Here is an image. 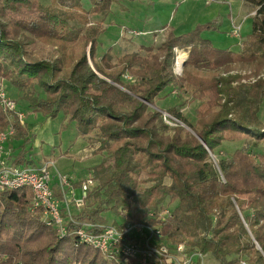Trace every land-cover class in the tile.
Masks as SVG:
<instances>
[{
    "label": "trees",
    "instance_id": "obj_1",
    "mask_svg": "<svg viewBox=\"0 0 264 264\" xmlns=\"http://www.w3.org/2000/svg\"><path fill=\"white\" fill-rule=\"evenodd\" d=\"M120 1L90 0L86 9L83 0H51L39 3L38 17L10 24L0 17V77L26 102L17 104L19 111L63 115L88 142L100 144L96 154L107 153L89 169L96 184L84 206L70 216L62 210L64 237L42 209L32 211L31 189L0 188V264H138L109 258L75 234L86 225L101 231L130 221L157 229L158 246L184 244L216 264H264V79L234 86L241 77L225 76L234 68L264 74V0H243L255 15L239 52L214 47L203 26L182 35L167 27L158 45L117 59L110 47L99 57L106 28L92 25L91 15L104 20ZM0 5L20 14L31 11L33 0ZM34 43L53 48L55 58L32 60ZM175 48L190 54L182 75L175 73ZM174 91L186 97L182 107L188 98L203 103L195 123L179 106L159 108ZM9 124L0 104V132ZM26 125L13 116L7 144L14 167H36L23 144L11 143L28 141ZM73 184L81 187L80 180ZM52 189L60 198L55 182ZM107 213L123 221L110 223Z\"/></svg>",
    "mask_w": 264,
    "mask_h": 264
},
{
    "label": "rangeland",
    "instance_id": "obj_2",
    "mask_svg": "<svg viewBox=\"0 0 264 264\" xmlns=\"http://www.w3.org/2000/svg\"><path fill=\"white\" fill-rule=\"evenodd\" d=\"M48 2H51V0H33L31 11H24L20 14L3 11L0 5L1 20L4 23L10 24L21 18L38 17L39 3ZM83 4L86 9L91 7L90 0H83ZM241 5L242 0L200 2L195 0H171L169 8H161L162 3L160 0H121L119 3L113 4L111 14L104 20L101 15H91L92 25L102 24L106 28L105 34L101 36L99 57L110 47H113V54L117 59L126 53L142 52V47L145 45H158L164 41L166 33L170 30L167 27H172L175 29L177 35H182L196 29L198 26H203L205 29L202 31V36L210 39L214 47L239 52L242 48V43L251 33L253 19L252 15L248 16L247 18L249 19L242 23L239 36L235 34L236 27L233 21L237 26L242 22L241 20L245 17V14L250 11L247 6V10L242 9ZM131 30L134 31L131 33ZM141 32L143 35H141ZM28 51L34 61L53 60L55 58V50L40 43L32 44L28 47ZM174 51L177 56L175 73L182 75L185 69L184 64L188 62L190 54L188 50H180L179 48H175ZM179 57H184L181 70H178ZM202 74L200 75L204 78L212 76V74L205 72ZM225 76L233 78L236 76L241 77V80H238V83L234 84V86L237 84L253 83L261 78L264 79V74L255 76L249 69L238 68L232 69ZM125 78L131 80L129 76ZM0 82L4 83L8 96L16 100L20 108H23L26 102L19 97H15L14 93H16V90L9 87L6 79L0 77ZM185 99V96L182 98L178 95L177 91H174L167 98L160 100L158 106L163 109H168L171 105L179 106V109L187 115L191 122L195 123L196 109L203 103L188 98V104L182 107ZM204 107L205 105L202 106V108ZM18 110H20L19 107ZM262 117L264 118V109ZM24 123L27 124L28 141L17 142L13 140L11 143L13 147L23 144L36 167L46 162H52L55 164L57 171L70 176L73 180L79 181L85 175L90 177L91 175H88L89 169L107 157L106 152L96 154V151L100 148V144L88 142V138L80 134L76 124L69 123L63 115H60L56 119H48L42 114L32 112V114L26 116ZM235 146L231 145L227 149L233 150ZM12 153L13 151L9 145H5L3 160L7 161L8 165L11 164L10 156ZM56 169L54 172H56ZM81 196L82 193L79 188V190H76V197L79 198ZM56 198L59 199V197ZM107 217L110 223L117 222L120 224L123 221V217L110 213H107ZM139 223L141 222L133 224ZM147 226L154 228L150 225ZM155 240H158L157 236H154L152 239L153 242ZM206 263L216 264L210 257L206 258Z\"/></svg>",
    "mask_w": 264,
    "mask_h": 264
},
{
    "label": "built area",
    "instance_id": "obj_3",
    "mask_svg": "<svg viewBox=\"0 0 264 264\" xmlns=\"http://www.w3.org/2000/svg\"><path fill=\"white\" fill-rule=\"evenodd\" d=\"M212 1V0H195ZM236 27V35L239 36L241 26ZM140 32V31H139ZM134 34V33H133ZM141 35L143 33L141 32ZM0 104L8 115L9 127L0 132V188L16 190L20 188H29L32 190L34 199L32 210L42 209L44 217L49 226L57 225L62 237L67 235L65 228V220L62 216V210L67 214H71V208L81 209L88 196L89 190L95 186V181L87 175L81 177V193L82 196L76 197V188L74 180L68 175H64L57 171L55 164L46 162L38 167H14L8 165L3 160L5 145L14 135L15 128L13 127V116L17 115L24 124L26 116L31 112L22 113L18 110L16 101L10 98L5 90V85L0 82ZM164 120L170 125H176L174 118L168 114H164ZM56 169V172H54ZM59 187L61 197L58 199L54 195L52 189L53 184ZM94 228L95 226L86 225L84 228L78 229L75 234L81 244H86L109 258L122 256L126 260H136L138 264H207L206 254L199 250H188L186 245L180 244L177 246L165 244L158 246L152 239L154 236H159V232L155 228H151L145 224L126 223L117 227L110 224L101 231L94 228L93 231L86 229ZM150 235V236H146ZM132 238L133 240L129 239ZM141 240L142 242H139ZM141 243L144 246H141ZM242 264H246L242 262Z\"/></svg>",
    "mask_w": 264,
    "mask_h": 264
},
{
    "label": "crops",
    "instance_id": "obj_4",
    "mask_svg": "<svg viewBox=\"0 0 264 264\" xmlns=\"http://www.w3.org/2000/svg\"><path fill=\"white\" fill-rule=\"evenodd\" d=\"M161 1V3H162V7L161 8H169L170 6H171V0H160ZM242 9L244 8V9H246L247 10V8L250 10V11H248L247 12V14H245V17H243V19L240 21L241 23L240 24H238V26H241L242 27V23H243V21H246V20H248L249 18H247L248 16H254L255 15V11H253L250 7H248L245 3H244V1L242 0ZM246 6H247V8H246ZM160 9V8H159ZM166 12V11H165ZM253 18V17H252ZM154 19V18H153ZM233 24H235V26H236V23L233 21Z\"/></svg>",
    "mask_w": 264,
    "mask_h": 264
},
{
    "label": "bare ground",
    "instance_id": "obj_5",
    "mask_svg": "<svg viewBox=\"0 0 264 264\" xmlns=\"http://www.w3.org/2000/svg\"><path fill=\"white\" fill-rule=\"evenodd\" d=\"M183 59H184V57H179V69L178 70H181V68H182Z\"/></svg>",
    "mask_w": 264,
    "mask_h": 264
},
{
    "label": "water",
    "instance_id": "obj_6",
    "mask_svg": "<svg viewBox=\"0 0 264 264\" xmlns=\"http://www.w3.org/2000/svg\"><path fill=\"white\" fill-rule=\"evenodd\" d=\"M184 65H185V64H184ZM184 65H183V66H184ZM181 125H182L183 127L187 128L189 131H192V130H191L190 128H188L186 125H184V124H182V123H181Z\"/></svg>",
    "mask_w": 264,
    "mask_h": 264
}]
</instances>
